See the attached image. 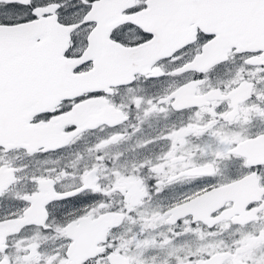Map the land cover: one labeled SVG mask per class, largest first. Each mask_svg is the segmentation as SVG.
Returning a JSON list of instances; mask_svg holds the SVG:
<instances>
[{"label": "snow or ice", "instance_id": "6c2138e0", "mask_svg": "<svg viewBox=\"0 0 264 264\" xmlns=\"http://www.w3.org/2000/svg\"><path fill=\"white\" fill-rule=\"evenodd\" d=\"M0 264H264V0H0Z\"/></svg>", "mask_w": 264, "mask_h": 264}]
</instances>
